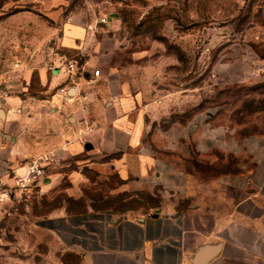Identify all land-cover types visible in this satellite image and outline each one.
Instances as JSON below:
<instances>
[{"label": "crops", "instance_id": "0c3cea01", "mask_svg": "<svg viewBox=\"0 0 264 264\" xmlns=\"http://www.w3.org/2000/svg\"><path fill=\"white\" fill-rule=\"evenodd\" d=\"M44 16L40 18L33 9L0 13V44L28 51L57 38L62 49L84 56L81 64L73 60L76 69L72 73L62 57L55 56L50 58L54 64L49 68L51 76L41 71L48 88H56L51 103L65 102L62 120L71 115V126L66 128L60 118L47 117V123L57 120L60 132L44 144L32 142L19 130L23 116L14 115L13 110L30 101L16 95L0 96L4 104L0 108V157L12 162L14 173H21L24 160L56 145L64 154L68 152L66 156L80 157V164L89 159L101 174L115 173L123 182L122 191H158L168 197L161 205L148 208L149 212L141 209L135 215L92 208L70 212L57 206L37 218L38 230L78 255L80 264H192L203 247H218L206 264H264V136L236 138L215 126L206 113L191 117V131L188 123L177 122L162 132L151 131L154 120L165 118L169 109L179 105L177 92L152 87L144 69L141 78L135 77L134 61L126 65L112 62L113 50L93 58L88 51H97L92 34L98 21L89 23L79 14L64 23H48L60 19L61 9ZM62 87L68 90L65 98L58 94ZM1 91L6 95V89ZM156 96L161 99L156 101ZM87 144L91 146L88 151L84 149ZM188 146L202 160L217 152L239 160L248 158L252 166L236 163L233 172L219 176L212 172L203 178L179 165ZM50 168L46 169L44 194L67 175L71 184L67 199L80 198L76 193L83 180L80 172ZM175 201L184 206L176 208ZM4 217L0 209V221Z\"/></svg>", "mask_w": 264, "mask_h": 264}, {"label": "rangeland", "instance_id": "374dc122", "mask_svg": "<svg viewBox=\"0 0 264 264\" xmlns=\"http://www.w3.org/2000/svg\"><path fill=\"white\" fill-rule=\"evenodd\" d=\"M32 9L40 18L61 9L60 19L48 23H64L79 14L89 23L98 21L92 34L98 48L88 51L93 58L113 50L112 62L126 65L134 61L135 77L141 78L144 69L152 87L177 92L179 105L169 109L165 118L154 120L151 131L162 132L173 123L186 124L196 114L206 113L215 126L236 138L264 136V0H35L33 7L31 0H0V13ZM53 56L62 57L65 65L73 60L81 64L84 58L62 49L57 38L28 51L0 44V96L16 95L30 101L15 107L14 115L23 116L19 125L23 137L39 144L60 132L57 120L47 123V117L63 118L65 102L51 103L56 88L50 90L41 73L44 70L51 76ZM0 108H4L2 102ZM68 117L62 120L66 128L71 126ZM186 127L191 131V123ZM50 149L33 158L50 155L53 160L47 168L56 164L50 170L79 171L83 180L76 193L80 198L67 199L71 184L64 175L56 188L32 203L7 207L10 214L0 221V264H80L78 255L36 226L37 218L57 206L70 212L92 208L135 215L141 209L149 212L148 208L161 205L168 197L158 191H122L123 182L115 173L101 174L89 159L80 164V157H68L56 145ZM242 162L252 166L248 158L239 160L217 152L202 160L188 146L179 165L206 178L212 172L214 176L233 172L234 164ZM172 204L184 206L181 201Z\"/></svg>", "mask_w": 264, "mask_h": 264}, {"label": "built area", "instance_id": "2783aa9c", "mask_svg": "<svg viewBox=\"0 0 264 264\" xmlns=\"http://www.w3.org/2000/svg\"><path fill=\"white\" fill-rule=\"evenodd\" d=\"M66 69L72 73L76 69V64L73 61H68ZM94 76H99L98 70L94 71ZM67 91L66 87H62L58 90V94L65 98ZM79 143L83 145L84 140L79 139ZM52 160L50 155L26 159L20 165L22 172L14 173L12 162L6 157H0V209L4 216L10 214L6 210L10 205L29 204L44 194L43 186L47 179L46 169ZM6 178L11 182L5 181Z\"/></svg>", "mask_w": 264, "mask_h": 264}, {"label": "water", "instance_id": "95a60500", "mask_svg": "<svg viewBox=\"0 0 264 264\" xmlns=\"http://www.w3.org/2000/svg\"><path fill=\"white\" fill-rule=\"evenodd\" d=\"M85 150H90L91 146L89 144L84 146ZM218 252V247L210 248L203 247L201 248L194 258L192 259V264H206L208 263Z\"/></svg>", "mask_w": 264, "mask_h": 264}, {"label": "trees", "instance_id": "16d2710c", "mask_svg": "<svg viewBox=\"0 0 264 264\" xmlns=\"http://www.w3.org/2000/svg\"><path fill=\"white\" fill-rule=\"evenodd\" d=\"M10 14H13V13H10Z\"/></svg>", "mask_w": 264, "mask_h": 264}]
</instances>
